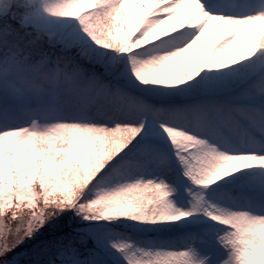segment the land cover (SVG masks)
Listing matches in <instances>:
<instances>
[{
	"label": "snow or ice",
	"instance_id": "obj_1",
	"mask_svg": "<svg viewBox=\"0 0 264 264\" xmlns=\"http://www.w3.org/2000/svg\"><path fill=\"white\" fill-rule=\"evenodd\" d=\"M0 264H264V0H0Z\"/></svg>",
	"mask_w": 264,
	"mask_h": 264
}]
</instances>
